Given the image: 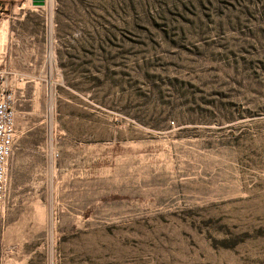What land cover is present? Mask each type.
<instances>
[{"label": "rangeland", "instance_id": "1", "mask_svg": "<svg viewBox=\"0 0 264 264\" xmlns=\"http://www.w3.org/2000/svg\"><path fill=\"white\" fill-rule=\"evenodd\" d=\"M6 209L23 264H264V10L17 0Z\"/></svg>", "mask_w": 264, "mask_h": 264}, {"label": "crops", "instance_id": "2", "mask_svg": "<svg viewBox=\"0 0 264 264\" xmlns=\"http://www.w3.org/2000/svg\"><path fill=\"white\" fill-rule=\"evenodd\" d=\"M17 0H0V12L3 8H6L11 3ZM16 72L15 78H20V72L25 68L21 67L19 57L14 56V42L8 32H3L2 38H0V73L4 74L8 71ZM17 151V142L14 145L13 157L10 161L12 167L15 155ZM9 166V170L10 167ZM10 172V171H9ZM21 212L18 209H5L0 213V264H23L24 261L18 259H12L11 248L16 247V244H12L10 233L14 229L18 221L11 218L13 213Z\"/></svg>", "mask_w": 264, "mask_h": 264}, {"label": "built area", "instance_id": "3", "mask_svg": "<svg viewBox=\"0 0 264 264\" xmlns=\"http://www.w3.org/2000/svg\"><path fill=\"white\" fill-rule=\"evenodd\" d=\"M15 93L5 86L0 73V213L6 209L9 166L16 142Z\"/></svg>", "mask_w": 264, "mask_h": 264}, {"label": "trees", "instance_id": "4", "mask_svg": "<svg viewBox=\"0 0 264 264\" xmlns=\"http://www.w3.org/2000/svg\"><path fill=\"white\" fill-rule=\"evenodd\" d=\"M171 2L172 6L182 10L214 8L223 10L241 9L247 13L252 10H264V0H161Z\"/></svg>", "mask_w": 264, "mask_h": 264}, {"label": "water", "instance_id": "5", "mask_svg": "<svg viewBox=\"0 0 264 264\" xmlns=\"http://www.w3.org/2000/svg\"><path fill=\"white\" fill-rule=\"evenodd\" d=\"M34 5L41 6L43 5V0H33Z\"/></svg>", "mask_w": 264, "mask_h": 264}]
</instances>
